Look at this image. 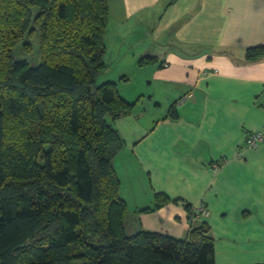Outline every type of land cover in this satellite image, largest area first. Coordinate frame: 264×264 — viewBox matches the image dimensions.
<instances>
[{"label": "trees", "instance_id": "trees-1", "mask_svg": "<svg viewBox=\"0 0 264 264\" xmlns=\"http://www.w3.org/2000/svg\"><path fill=\"white\" fill-rule=\"evenodd\" d=\"M109 18L108 0H0V264H216L205 222L187 239L126 231L115 121L141 97L97 84L113 53ZM169 203L156 194L145 212Z\"/></svg>", "mask_w": 264, "mask_h": 264}, {"label": "crops", "instance_id": "crops-1", "mask_svg": "<svg viewBox=\"0 0 264 264\" xmlns=\"http://www.w3.org/2000/svg\"><path fill=\"white\" fill-rule=\"evenodd\" d=\"M171 1L108 0L113 58H157L145 67L166 105L115 121L126 231L187 239L205 222L216 264H264V144L246 147L264 125V56L246 60L264 47V0ZM156 194L170 203L145 212ZM185 204H204L208 216L189 219Z\"/></svg>", "mask_w": 264, "mask_h": 264}, {"label": "rangeland", "instance_id": "rangeland-1", "mask_svg": "<svg viewBox=\"0 0 264 264\" xmlns=\"http://www.w3.org/2000/svg\"><path fill=\"white\" fill-rule=\"evenodd\" d=\"M119 47H115L112 50H118ZM124 53L121 52L120 55ZM127 59L113 58L112 52L108 56V68L98 79L97 84L101 85L107 81L117 83L119 93L128 100H137L141 97L138 103V110H152L156 103L159 102L161 97L160 92L156 86L151 85L148 74V69L145 65H137L134 60L133 53L130 54ZM20 57H23L22 55ZM132 58V59H131ZM140 59V58H137ZM126 79V80H124ZM160 106L157 110L164 109L166 105L159 102Z\"/></svg>", "mask_w": 264, "mask_h": 264}, {"label": "built area", "instance_id": "built-area-1", "mask_svg": "<svg viewBox=\"0 0 264 264\" xmlns=\"http://www.w3.org/2000/svg\"><path fill=\"white\" fill-rule=\"evenodd\" d=\"M264 144V125L261 129L253 131L248 135L246 147L248 149H257L260 145ZM220 165L214 164L215 170H218ZM193 214L196 218L202 219L208 216V210L204 204L193 207Z\"/></svg>", "mask_w": 264, "mask_h": 264}]
</instances>
